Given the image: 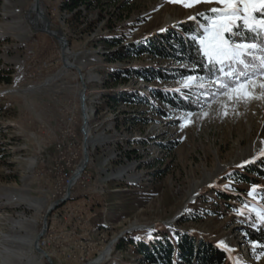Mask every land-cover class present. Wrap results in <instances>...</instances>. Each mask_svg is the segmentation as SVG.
Instances as JSON below:
<instances>
[{"label": "rangeland", "instance_id": "374dc122", "mask_svg": "<svg viewBox=\"0 0 264 264\" xmlns=\"http://www.w3.org/2000/svg\"><path fill=\"white\" fill-rule=\"evenodd\" d=\"M32 2L0 0V74L11 78L0 82V254H24L9 264H48L21 239L37 235L82 160L81 86L75 70L63 67L59 43L26 21ZM63 2L40 0L50 28L68 41L67 62L80 66L87 85L89 162L47 219L39 245L52 263L149 264L135 243L166 238L176 245L181 233L223 250V264H234L230 254L264 264V244L248 237V230L264 229V177L243 171L264 162V51L253 50L248 80L218 91L217 79L197 74L178 53L148 48L171 30L193 40L208 23L199 14L223 5L89 0L73 15ZM247 42L261 49L253 38ZM155 92L189 98L196 109L174 107ZM71 140L75 159L65 146ZM22 216L34 219L27 231L17 227ZM172 262L182 260L175 254Z\"/></svg>", "mask_w": 264, "mask_h": 264}, {"label": "trees", "instance_id": "16d2710c", "mask_svg": "<svg viewBox=\"0 0 264 264\" xmlns=\"http://www.w3.org/2000/svg\"><path fill=\"white\" fill-rule=\"evenodd\" d=\"M89 0H64L61 7L73 15L80 13L78 7L80 4H87ZM182 31L188 34V29L183 25L180 28ZM247 39L253 38L256 40L261 49H264V36L261 34H251L246 31ZM188 36V35H187ZM150 52L158 56L175 55L178 53L180 57L184 58L188 63L194 67V71L199 74L206 76L210 79H217L220 75L208 65L207 59L202 55L199 46L195 41L185 38L182 34L177 33L173 30L166 32L165 34L158 35L152 42H149ZM177 51V52H175ZM172 53V54H171ZM131 71H126L127 76L130 75ZM136 75H140L135 72ZM9 75L0 74L1 83H10ZM145 81H149L150 78L144 77ZM155 95L160 100L168 103L174 107H180L184 110L196 109V103L189 98L176 97L170 93L155 92ZM245 175H257L264 177V162L257 164H247L243 167ZM245 181L249 178L244 176ZM177 241L174 245L170 240H160L151 246L145 243H135L134 246L137 252L145 258L149 264H173L172 258L175 254H178L182 262L179 264H223L226 259V254L223 250L215 247L211 243L203 242L195 244L194 240L187 234H176ZM248 237L250 240L257 241L264 244V229L259 228L258 230H248ZM122 240L116 244L117 249L122 246ZM129 243H134L130 240Z\"/></svg>", "mask_w": 264, "mask_h": 264}, {"label": "snow or ice", "instance_id": "6c2138e0", "mask_svg": "<svg viewBox=\"0 0 264 264\" xmlns=\"http://www.w3.org/2000/svg\"><path fill=\"white\" fill-rule=\"evenodd\" d=\"M170 2L179 3L185 7L213 2L223 5L221 8L210 9V15L209 13L199 14L208 23L199 25L202 31L193 35L192 39L196 41L199 37L198 42L207 58L208 65L220 74L217 76L218 91L229 89L237 81L249 79L248 69L255 67L254 64L249 63L256 59L253 56V50L264 51V49H258L255 43L247 42L246 37L241 38L236 35V32L240 28L251 33L264 29V0H170ZM250 13L262 18L257 19L256 15H250ZM225 34H228V37L235 42L229 43V38H226ZM259 61L264 66V55L259 57ZM261 71H264V67ZM188 79L192 80L193 77H188ZM196 79L203 80L204 78Z\"/></svg>", "mask_w": 264, "mask_h": 264}, {"label": "water", "instance_id": "95a60500", "mask_svg": "<svg viewBox=\"0 0 264 264\" xmlns=\"http://www.w3.org/2000/svg\"><path fill=\"white\" fill-rule=\"evenodd\" d=\"M34 1V7H35V14H34V20L35 23L31 24L33 30L35 32H42L45 33L52 38H54L60 46V58L61 62L64 68L68 69H74L81 89L79 91V110L81 114V125H80V133L82 135V160L80 162V165L78 168L74 171V173L67 179L66 182V189L65 194L63 197L56 199L46 210L43 221H42V227L40 231L37 233L35 240L33 242V249L36 253L40 254L48 264H53L52 260L46 250L40 247L39 243L40 240H42L43 236L46 233L47 229V219L49 215L62 203H64L66 200H68L70 196V189H71V182L74 178L79 177L81 173L84 171V169L87 166V163L89 162V147H88V115L86 112V98H87V85L83 80V73L81 72L80 66L72 63L67 64V49H68V41L66 37L60 32L56 30H52L50 28V21L47 17V15L40 10V0H33ZM181 215V214H180Z\"/></svg>", "mask_w": 264, "mask_h": 264}, {"label": "bare ground", "instance_id": "6f19581e", "mask_svg": "<svg viewBox=\"0 0 264 264\" xmlns=\"http://www.w3.org/2000/svg\"><path fill=\"white\" fill-rule=\"evenodd\" d=\"M40 4V10L42 11V12H44V10L42 9V7H41V3H39ZM45 13V12H44ZM34 14H35V7H34V1L32 2V4L30 5V7H29V9H27V12H26V15H25V19H26V21L31 25V24H34L35 23V20H34ZM168 22V21H167ZM67 64H72V63H68L67 62ZM81 72H82V70H81ZM86 112H87V115H88V113H89V110H88V108L86 107ZM89 117V116H88ZM88 133V138H89V131L87 132ZM77 178L78 177H76V178H74L73 180H72V182H71V187H72V185H74V183L76 182V180H77ZM20 200H22V198H20ZM191 200H192V198H191ZM40 202H41V200L40 199H37V200H34V202H33V205L34 206H39L40 205ZM190 203V201L188 202V204ZM187 204V205H188ZM34 223V219L33 218H29V217H25V216H22L21 218H19L18 220H17V227L20 229V230H22V231H27L28 229H30L31 228V226H32V224ZM35 237H36V235L34 236V238H32V237H30V236H28V237H23L22 239H21V243H28V245L29 246H31V248L33 247V242H34V240H35ZM223 243V242H222ZM222 245H224L223 247H227V243H223ZM228 248V247H227ZM109 250H110V248L108 247V248H106L105 249V251L103 252V255H105L106 253H108L109 252ZM1 255V254H0ZM23 253L22 252H20V253H17V254H13V253H10L9 251H7V250H5L3 253H2V255H1V257L3 258V260L5 261V264H9L10 262H12V261H21L22 260V258H23ZM105 256H101V257H99L98 258V260L96 261V262H94V263H99L101 260H103V258H104ZM40 258H43L41 255H40ZM230 258H231V262H233L234 264H243L242 262H240L239 260H237L236 258H235V255L234 254H230Z\"/></svg>", "mask_w": 264, "mask_h": 264}, {"label": "built area", "instance_id": "2783aa9c", "mask_svg": "<svg viewBox=\"0 0 264 264\" xmlns=\"http://www.w3.org/2000/svg\"><path fill=\"white\" fill-rule=\"evenodd\" d=\"M66 140H68V139H66ZM65 146L67 147V149L70 150L71 158H72V159H75V158H76V155H77V153L75 152V142L72 141V140H71V141H67V142L65 143ZM67 164L69 165V163H67ZM77 168H78V167H77ZM77 168H76V169H77ZM63 175H64V176H66V175L68 176V173H67V172H64ZM79 177H80V176H79ZM79 177H78V178H79ZM68 178H69V177H68ZM68 178H67V179H68ZM78 178H77V179H78ZM40 243H41V245H44V244H45V239L43 238V239L40 241ZM40 243H39V244H40ZM93 261H94V260H93Z\"/></svg>", "mask_w": 264, "mask_h": 264}]
</instances>
